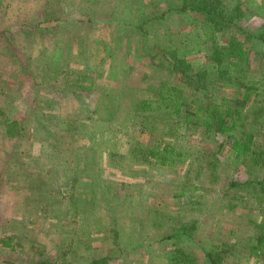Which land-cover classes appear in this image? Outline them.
<instances>
[{"label": "rangeland", "instance_id": "rangeland-1", "mask_svg": "<svg viewBox=\"0 0 264 264\" xmlns=\"http://www.w3.org/2000/svg\"><path fill=\"white\" fill-rule=\"evenodd\" d=\"M184 1L0 0V264H206L220 245L222 264H264V201L229 186L264 174L249 155L264 151V0H220L215 33ZM229 40L247 53L237 85L210 58ZM177 60L219 106L213 130ZM165 87L178 114L138 110ZM163 148L173 162L145 160Z\"/></svg>", "mask_w": 264, "mask_h": 264}, {"label": "trees", "instance_id": "trees-1", "mask_svg": "<svg viewBox=\"0 0 264 264\" xmlns=\"http://www.w3.org/2000/svg\"><path fill=\"white\" fill-rule=\"evenodd\" d=\"M180 10L191 11L199 16H201L205 22L212 26L211 29L214 33L216 31H220L222 28L226 27L227 24L230 23L229 19L226 16L225 7L220 0H185L180 7ZM109 22V21H107ZM134 27H136L134 25ZM252 37V35H251ZM256 39V38H255ZM257 40L260 42H264V33H261ZM216 51H214V58H211V63L214 65L216 72L219 77L225 76V82L229 84H238V82H242L243 78V70L242 67L245 64L247 53L246 50L243 49L240 43L235 40H229L226 45L221 47H214ZM174 71L178 74L182 84L184 87L190 89V91L197 93V97L199 98L198 105L194 111V116L197 118L195 122H197L200 126L204 127L206 131H210L214 129V123L218 121L216 116L218 113L216 109L219 106L214 105L207 99L206 88L199 82L201 78L200 74L192 73V69L189 68L184 61L177 60L172 63ZM227 73V74H226ZM249 85V84H248ZM179 92L175 91L173 87H165V89L159 93L157 100L151 101L149 99L141 100L137 104V108L139 111H153L155 108H169L171 107V113L178 114L180 103ZM211 99V98H210ZM155 102L159 103V107H153ZM235 103H239L242 105L244 101H235ZM222 116L220 117V122L225 120H230L233 114L239 115V112H231L229 109L221 112ZM163 148L160 152L151 151L148 153V156L145 160L148 162H154L158 165H163L165 162H173L174 158L172 155V150H168ZM250 161L251 165L255 166L259 164L261 161V165L259 167H264V151H250ZM230 187H240L244 186V188H249L254 191L263 201H264V174L255 180H246L243 182L232 181L229 183ZM256 235L252 237L250 248L255 253H263L264 254V217L256 224L255 226ZM229 251L228 247L225 245H220L219 247H213L211 251L204 252V258L206 264H222V261ZM179 255V252L176 250L175 254ZM185 256V255H184ZM173 261L180 262L187 260L182 255L174 256ZM107 258H102L98 260H92L88 262V264H104ZM33 264H47L45 260L35 262Z\"/></svg>", "mask_w": 264, "mask_h": 264}]
</instances>
